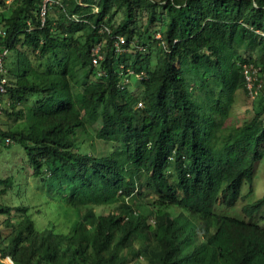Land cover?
<instances>
[{
  "label": "trees",
  "instance_id": "16d2710c",
  "mask_svg": "<svg viewBox=\"0 0 264 264\" xmlns=\"http://www.w3.org/2000/svg\"><path fill=\"white\" fill-rule=\"evenodd\" d=\"M1 11L0 140L31 163L30 180L0 177L1 256L264 264V195L232 214L264 161V105L228 122L237 92L264 99L242 69L264 79V0H0Z\"/></svg>",
  "mask_w": 264,
  "mask_h": 264
},
{
  "label": "rangeland",
  "instance_id": "374dc122",
  "mask_svg": "<svg viewBox=\"0 0 264 264\" xmlns=\"http://www.w3.org/2000/svg\"><path fill=\"white\" fill-rule=\"evenodd\" d=\"M3 14V12H0ZM124 69V68H123ZM122 69V72H123ZM138 77V75H136ZM140 78V76L138 77ZM130 82V80H126L125 83ZM261 95H264V79L262 78V87L260 91ZM255 105V108L257 110H260L262 106L264 105V99H259V100H250L248 96L243 93L242 91L237 92L236 94V99H235V106L234 110L232 112V117L229 119V124H238L239 123V113L245 110L243 105ZM139 106V104H138ZM2 114V113H1ZM0 114V116H2ZM10 119L6 118L3 116L2 118V125L5 123H8ZM7 128V127H6ZM20 170V176L23 180L28 179L30 180V175H31V163L28 160L26 154L22 150L21 146L11 142L7 144V140L5 139L4 143L3 140H0V177H6L9 175L11 171L16 172ZM257 178L255 179L253 184H246L243 188V193L241 194V198L237 203L236 210L232 211L233 215L242 217V207L244 204L250 201H254L264 195V161H261L257 164ZM19 176V177H20ZM251 191V195L243 199V195H246ZM261 216L264 217V207L262 209V214ZM0 259L5 263L9 264L5 260V257L1 256L0 254Z\"/></svg>",
  "mask_w": 264,
  "mask_h": 264
},
{
  "label": "built area",
  "instance_id": "2783aa9c",
  "mask_svg": "<svg viewBox=\"0 0 264 264\" xmlns=\"http://www.w3.org/2000/svg\"><path fill=\"white\" fill-rule=\"evenodd\" d=\"M49 0H46V2ZM45 14V10H43L42 15ZM1 33V32H0ZM125 40L124 38L120 37L116 42L115 45L117 48L120 49V45L124 44ZM99 51H100V46H98L93 53V64L96 66L99 64V61L101 59V56L99 55ZM8 50L5 49L3 51V53L0 54V98L1 95L3 93L6 92V84H7V79L4 76L5 73V57L7 55ZM243 74L245 77V83H246V87L247 90L249 92V95L255 99L259 96L260 91H261V87H262V78L260 76V67L255 66L254 64L250 63V64H244L243 67ZM133 73V72H131ZM140 76V78L143 77V74H139L138 77ZM140 104V103H139ZM2 113V103L0 100V114ZM7 144H9L11 142L10 138H7ZM5 257V260L8 262L7 257L9 256H3Z\"/></svg>",
  "mask_w": 264,
  "mask_h": 264
},
{
  "label": "water",
  "instance_id": "95a60500",
  "mask_svg": "<svg viewBox=\"0 0 264 264\" xmlns=\"http://www.w3.org/2000/svg\"><path fill=\"white\" fill-rule=\"evenodd\" d=\"M7 260L9 262V264H14V262L12 261V259L10 257H7Z\"/></svg>",
  "mask_w": 264,
  "mask_h": 264
}]
</instances>
